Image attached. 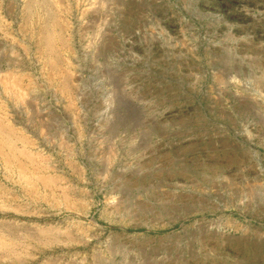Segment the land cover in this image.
<instances>
[{"label": "rangeland", "instance_id": "obj_1", "mask_svg": "<svg viewBox=\"0 0 264 264\" xmlns=\"http://www.w3.org/2000/svg\"><path fill=\"white\" fill-rule=\"evenodd\" d=\"M0 264H264V0H0Z\"/></svg>", "mask_w": 264, "mask_h": 264}]
</instances>
